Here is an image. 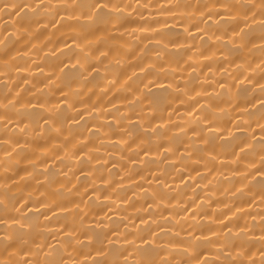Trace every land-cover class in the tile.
Listing matches in <instances>:
<instances>
[{"label":"bare ground","instance_id":"6f19581e","mask_svg":"<svg viewBox=\"0 0 264 264\" xmlns=\"http://www.w3.org/2000/svg\"><path fill=\"white\" fill-rule=\"evenodd\" d=\"M0 201V264H264L262 0H0Z\"/></svg>","mask_w":264,"mask_h":264},{"label":"snow or ice","instance_id":"6c2138e0","mask_svg":"<svg viewBox=\"0 0 264 264\" xmlns=\"http://www.w3.org/2000/svg\"><path fill=\"white\" fill-rule=\"evenodd\" d=\"M104 5H101V7H103ZM93 7H96V5H93ZM262 7H264V0H262ZM3 201H0V204H2ZM13 223H15V221H13ZM0 224L2 225H6V221L4 219H0ZM21 227H23V225H21ZM7 239H9V237L7 236H3L0 237V242L6 241ZM49 264H62V262L58 261V262H49Z\"/></svg>","mask_w":264,"mask_h":264},{"label":"clouds","instance_id":"9594fccd","mask_svg":"<svg viewBox=\"0 0 264 264\" xmlns=\"http://www.w3.org/2000/svg\"><path fill=\"white\" fill-rule=\"evenodd\" d=\"M51 255V254H50ZM49 262H58L54 255H51V258L45 262V264H49Z\"/></svg>","mask_w":264,"mask_h":264}]
</instances>
